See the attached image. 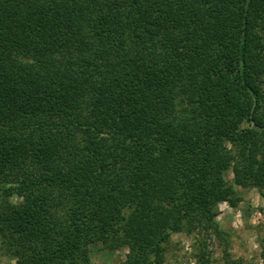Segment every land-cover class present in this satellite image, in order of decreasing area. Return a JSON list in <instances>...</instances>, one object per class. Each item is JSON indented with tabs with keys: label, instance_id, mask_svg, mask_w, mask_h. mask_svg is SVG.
<instances>
[{
	"label": "trees",
	"instance_id": "1",
	"mask_svg": "<svg viewBox=\"0 0 264 264\" xmlns=\"http://www.w3.org/2000/svg\"><path fill=\"white\" fill-rule=\"evenodd\" d=\"M228 171L264 194V0H0L14 264H95L97 243L162 264L174 233L221 236Z\"/></svg>",
	"mask_w": 264,
	"mask_h": 264
},
{
	"label": "rangeland",
	"instance_id": "2",
	"mask_svg": "<svg viewBox=\"0 0 264 264\" xmlns=\"http://www.w3.org/2000/svg\"><path fill=\"white\" fill-rule=\"evenodd\" d=\"M226 179L236 188L239 201L233 207L225 201L214 207L221 236L203 229L174 233L162 264H264V194L252 185H234L231 171ZM127 252L126 247L109 251L99 243L91 244L90 260L119 264ZM14 263L0 248V264Z\"/></svg>",
	"mask_w": 264,
	"mask_h": 264
}]
</instances>
